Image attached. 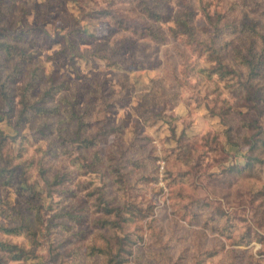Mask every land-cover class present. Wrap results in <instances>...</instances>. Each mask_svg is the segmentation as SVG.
I'll use <instances>...</instances> for the list:
<instances>
[{"label": "rangeland", "instance_id": "rangeland-1", "mask_svg": "<svg viewBox=\"0 0 264 264\" xmlns=\"http://www.w3.org/2000/svg\"><path fill=\"white\" fill-rule=\"evenodd\" d=\"M189 1L202 25L196 0ZM202 1L211 14L227 10V0ZM131 5L122 0H14L4 27L29 29L36 36L29 65L38 85L27 100L36 99L46 78L55 75L58 81H67L68 90L62 93L67 98L80 90L79 111L86 107L89 111L85 120L90 128L84 135L107 127L111 136L87 150L77 141L61 147L54 142L56 134L73 138L76 128L66 115L17 123L16 115L7 118V108L0 103L1 159L11 161V167L21 160L32 162L21 178L17 169L10 186L0 182V199L20 208L35 228L33 237L0 234L1 240L28 252L21 261H11L4 253L3 264H103L101 258L89 260L83 251L78 253L74 245L69 248V232L48 225L59 198L48 193L37 173L40 157L54 170H69L67 182L77 196L83 200L90 196L88 216L98 215V203L104 200L119 208L136 202L142 209L118 233L131 250L130 255L123 254L124 264H264V164L253 165L246 174L236 173L234 169L246 162V148L225 146L221 131L227 117L233 126L238 120L237 97L202 77L196 64L202 66L203 59L181 37L167 36L159 44L128 31L113 32L111 19L93 15L103 11L141 24ZM160 7L176 9L174 2ZM168 26L173 23L162 26L166 34ZM62 37L75 42L77 54L61 51ZM8 66L5 63V71ZM18 100L16 96V110ZM49 120L52 134L37 138L36 128ZM108 149L117 159L135 163H116ZM114 165H119L118 174ZM19 185L33 186L32 195L20 193ZM33 195L40 197H28ZM7 221L0 209V223L11 225ZM85 227L88 222L80 226ZM74 241L83 243L80 237Z\"/></svg>", "mask_w": 264, "mask_h": 264}, {"label": "trees", "instance_id": "trees-1", "mask_svg": "<svg viewBox=\"0 0 264 264\" xmlns=\"http://www.w3.org/2000/svg\"><path fill=\"white\" fill-rule=\"evenodd\" d=\"M122 2L132 4L130 9L137 10L142 20L141 24L127 23L103 11L93 12V15L95 18L111 19L113 32L128 31L137 38H147L155 43L165 42L167 36L181 37L183 44L198 58L203 59L202 66L196 64L202 77L222 85L223 89L234 94L238 99V107L235 111L238 120L235 126L227 123L229 120L227 117L223 121L224 128L221 130L225 146L246 148L243 155L247 157L246 162L242 168H235V172L246 174L249 172L248 168L253 165L264 164L262 157L264 156V0H227L226 12L215 10L212 14L205 8L202 0H196V7L204 18L202 25L197 24L196 12L189 0H122ZM170 2H174L175 10L160 7ZM13 6L14 0H0V103L7 108L4 114L7 118L16 115L17 123H25L38 117L43 120L52 119L64 114L69 122L74 121L76 128L72 133L73 138L65 137L61 133L56 134L57 142L55 140L54 142L59 143V146H66L68 141H77L82 149L87 150L92 148L97 140L104 143L111 136L107 127L101 128L93 135H84V132L90 128L89 122L85 120L89 111L87 107L79 111L80 90L73 92L70 99L62 94L68 90L66 80L58 81L55 75L48 76L45 81L46 86L36 99L27 100V96L38 85L32 77L34 70H31L29 65L33 59L30 50L36 36L30 33L29 29L16 31L4 27L5 19L11 14ZM236 10L241 11V17L235 14ZM169 22H172L173 26L167 27L166 34L162 26ZM61 39H63L61 50L63 53L69 50L70 53L77 54V46L73 40L67 37ZM5 63H9L7 71L4 69ZM27 75L29 77L22 83L23 76L27 77ZM58 94L61 96L58 97V102H55V96ZM16 96L19 97L17 103L20 105L17 110L14 104ZM227 109L230 110L229 105ZM52 126L50 120L48 123L44 121L36 128L35 133L38 135L36 137L51 135ZM3 139L0 141V147ZM108 151L111 159L116 163H121V160L135 163V160L130 158L119 160L112 150L108 149ZM51 153L50 156L56 155V152ZM94 155L98 159L97 152ZM22 156L20 153L18 158ZM1 158L0 155V162L4 164L0 165V182L4 186L12 184L17 169H21L18 174L21 178L32 165V162L25 164L26 160H21L17 166L11 167V161ZM112 169L114 174H118L119 165H114ZM68 171L61 168L52 169L49 162L42 157L37 160V173L45 188H48V193H54L59 198L56 202L58 210L48 218V225L69 232L70 235L66 240L70 245L69 248L76 246L75 250L78 253L83 251L84 256L90 258L89 260L101 258L103 264H124L126 260L123 254L130 255L131 250L125 248L126 238H121L118 233L122 234L123 229L128 227L127 224L132 222L133 216L140 215L142 209L136 202H129L119 208L110 206L109 201L104 200L98 203V215L88 216L86 211L89 208L86 205L90 196H87L86 200L77 196L76 191L67 182L71 180L67 178ZM119 176L122 178L121 174ZM22 183L25 184L24 181ZM16 187L20 193L25 192L29 195L33 193V186ZM28 197L35 199L40 196ZM48 197L52 198V196ZM6 207L8 211L5 210ZM0 209L3 218L11 223L9 226L0 223V234L17 236L23 233L27 237L35 236V228L29 222V217L22 215L20 208L0 199ZM34 215L38 222L39 220L41 222L38 212ZM90 218L93 219L91 223ZM85 222H88L89 227L80 228ZM73 227H77V230L72 233ZM78 237L83 241L82 244L75 243L74 239ZM4 253L9 254L11 261H21L28 254L22 246L0 239V264L4 263L2 261Z\"/></svg>", "mask_w": 264, "mask_h": 264}]
</instances>
